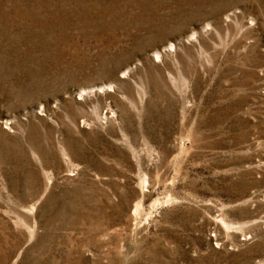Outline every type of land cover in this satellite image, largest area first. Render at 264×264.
I'll use <instances>...</instances> for the list:
<instances>
[{
  "label": "rangeland",
  "instance_id": "374dc122",
  "mask_svg": "<svg viewBox=\"0 0 264 264\" xmlns=\"http://www.w3.org/2000/svg\"><path fill=\"white\" fill-rule=\"evenodd\" d=\"M0 264H264V0H0Z\"/></svg>",
  "mask_w": 264,
  "mask_h": 264
}]
</instances>
